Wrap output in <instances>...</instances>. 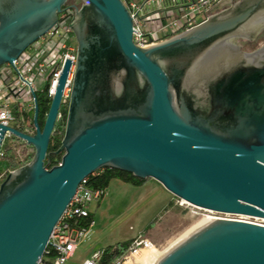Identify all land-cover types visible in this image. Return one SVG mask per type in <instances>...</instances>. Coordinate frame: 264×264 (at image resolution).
Here are the masks:
<instances>
[{
    "label": "water",
    "instance_id": "1",
    "mask_svg": "<svg viewBox=\"0 0 264 264\" xmlns=\"http://www.w3.org/2000/svg\"><path fill=\"white\" fill-rule=\"evenodd\" d=\"M70 0H0V64L45 33ZM68 26L76 61L60 159L43 163L70 64L64 61L32 133L33 146L0 181V264H37L77 185L113 167L154 178L175 197L226 214L264 216V0H220L201 22L139 47L121 0H80ZM154 264H264V224L217 216Z\"/></svg>",
    "mask_w": 264,
    "mask_h": 264
},
{
    "label": "built area",
    "instance_id": "2",
    "mask_svg": "<svg viewBox=\"0 0 264 264\" xmlns=\"http://www.w3.org/2000/svg\"><path fill=\"white\" fill-rule=\"evenodd\" d=\"M220 0H121L131 19V40L139 47L154 45L169 36L182 32L189 27L205 20L211 6ZM157 3L155 6L151 4ZM61 12L45 33L40 34L33 42H30L11 63L0 64V123L12 127L14 116L9 112V107L20 108L24 114L33 107L35 94V81H41L40 90L46 97L51 98L55 91L58 76L61 75L64 61L71 60L67 75L64 80L60 95L59 105H65L71 88V80L76 61V42L68 26L74 5L67 1ZM73 38V39H71ZM74 40V41H73ZM21 106H20V104ZM57 117L60 115L59 110ZM27 120L21 121L24 124ZM5 135L9 136L8 131ZM4 135V136H5ZM2 143V142H1ZM12 151L16 145H10ZM2 147L0 144V154ZM4 170H0V181ZM85 178L77 185L74 195L70 198L66 209H63L52 231L50 232L43 255L37 264H67L73 255L76 246L79 245L89 226L94 220L88 218L83 224V218L88 216L87 204L95 202L103 195V187H91L86 184ZM179 205H189L180 197H176ZM191 205V204H190ZM219 212V211H218ZM239 215V220L252 221V223L264 224V216ZM221 216V215H217ZM212 216V217H217ZM225 217V216H224ZM145 237L137 235L131 239L124 253L111 264H119L130 257L131 254L144 247H150ZM102 253V248L91 252L80 264H96Z\"/></svg>",
    "mask_w": 264,
    "mask_h": 264
},
{
    "label": "rangeland",
    "instance_id": "3",
    "mask_svg": "<svg viewBox=\"0 0 264 264\" xmlns=\"http://www.w3.org/2000/svg\"><path fill=\"white\" fill-rule=\"evenodd\" d=\"M138 1L139 0H136V2ZM156 4L157 3L154 2V4L150 6H155ZM259 38L263 39L264 34L259 36ZM262 42L263 41H260L259 44ZM40 85L41 81L37 79L34 86L36 89L35 94L36 96L45 98V103L48 106L50 98L46 97L45 92L40 90ZM8 109L12 116H14L13 122H10L11 125L13 124L14 126L24 120L25 116L20 108L15 109L13 106H10ZM58 109L65 110L66 104L59 105ZM30 110L31 109H28L26 112L30 113ZM15 139L16 137H14V135H5L2 139L1 147L5 143L13 145L14 143L12 141ZM14 145H16L17 150L13 152L15 161H17L19 165L27 163L28 160L25 161L24 158L31 150L30 144H26L24 150L21 149L20 145ZM149 178L151 180L147 186L151 185V183H155L159 186L161 192H149L148 194L147 192L144 193L141 188H135L132 193V191H126L125 189L119 190L109 183L105 189L106 194L103 196L100 203L95 205L94 202H89L87 204L89 211L93 213L94 222L92 226L87 228L85 232V234H87L83 236V240L76 246L67 264H80L91 252L98 248H103L102 246L105 244L111 245L116 240L121 242L129 237H135L137 235L145 237V233H148L145 239L152 243L159 253H165V251L172 245L175 246L185 235L187 236L196 227L201 226L204 223L203 221L209 220V217L217 215L225 216V218L239 216L235 213L226 214L225 212H214L211 209L199 208L198 206L190 204L179 205L175 203L176 197L173 196L169 190L161 186L154 178ZM167 195H171L173 198V206H166V198L164 196ZM165 206L167 209H171L172 213L164 214ZM153 220L154 222L149 232L148 226H150ZM134 264L141 263L138 262Z\"/></svg>",
    "mask_w": 264,
    "mask_h": 264
},
{
    "label": "trees",
    "instance_id": "4",
    "mask_svg": "<svg viewBox=\"0 0 264 264\" xmlns=\"http://www.w3.org/2000/svg\"><path fill=\"white\" fill-rule=\"evenodd\" d=\"M260 41H263V39L259 38L255 41H250L247 43L245 42L244 44L245 50H250L254 48L255 46H257L258 42ZM35 97H36V102H38L37 103V106H38L37 115L38 116H37L36 121L38 125L41 126L43 123L44 116H45L44 113L48 106L45 103V98H43L42 96L39 97L36 95ZM65 111L66 109L59 110L60 115L56 118L54 125L52 127V131L50 133L49 139H48L49 143H47V147H46V152H45L46 156H44L43 158V163L48 168L53 166L60 159L61 151L55 152V149L61 142L60 139L62 137V133L64 129L63 128L64 120H65V115H66ZM24 116H25L24 120H27V121L24 124L19 122L18 124L14 125V127L19 129L22 133H32L33 130H35L33 126V121H32V116H33L32 109L30 110V113L25 112ZM14 137H16V139L13 140L12 142L14 144L20 145L21 149L24 150L27 143L17 138V136L15 135ZM30 147H31V150L26 154V157L24 158L25 161L29 160L33 154V146L31 144H30ZM13 152L14 151L11 150L10 145L8 143H5L2 146V152L0 154V170H4L3 177L5 176L7 171H10L11 169H14V167L19 165V163H17V161H15L13 157ZM111 178H116L120 180L122 179V181L129 182L132 185L140 184L142 182L144 183L146 180L149 179V177L144 179L142 177L133 176L128 171L117 170L116 168H113V167H107V168L100 167L96 169L93 173L87 174L85 176V180H86L85 182L91 187L98 186V187H103L105 189L108 185V181L111 180ZM88 218H92L91 211L88 213L87 217L81 220L82 222H80L79 224L85 223ZM153 222L154 220L150 223V226L153 224ZM150 226H148V228H150ZM131 239L132 238H128L121 242L116 241L111 245L103 246L102 253L100 254L98 258V262H96V264H111L113 261H115L117 257H120L124 253Z\"/></svg>",
    "mask_w": 264,
    "mask_h": 264
},
{
    "label": "crops",
    "instance_id": "5",
    "mask_svg": "<svg viewBox=\"0 0 264 264\" xmlns=\"http://www.w3.org/2000/svg\"><path fill=\"white\" fill-rule=\"evenodd\" d=\"M150 178L148 179V180H146L144 183L142 182V183H140V184H135V185H132V184H130L129 182H125V181H122V179L120 180V179H116V178H111V180H109L108 181V184L109 183H111L114 187H116L117 189H119V190H122V189H125L126 191H132V193H133V190L135 189V188H141L143 191H144V193H148L149 194V192L150 193H159V192H161L160 190H159V186H157L155 183H151V185H149V186H147L148 185V183L150 182ZM108 186V185H107ZM106 189V188H105ZM104 196V195H103ZM103 196L97 201H95L94 203H95V205L96 204H98V203H100V201L103 199ZM165 198H166V206H168V205H174V204H172V200H173V198L171 197V195H167V196H164ZM166 206L164 207V209H165V213L164 214H167V213H172V211H171V209H167L166 208ZM90 212V211H89ZM91 214H92V219H93V213L91 212ZM163 214V215H164ZM161 217H163V216H161ZM151 229V226H150V228L148 229V231ZM89 231V230H88ZM150 232V231H149ZM89 233V232H88ZM87 234V233H86ZM85 234V235H86ZM84 235V236H85ZM145 235V237H147V235H148V233H145L144 234ZM129 238H134V237H129ZM128 239V238H127ZM83 240V239H82ZM116 241H118V240H116ZM115 241V242H116ZM119 242V241H118ZM107 244H109V243H107ZM106 245V244H105ZM104 245V246H105ZM107 246V245H106ZM103 247V246H102Z\"/></svg>",
    "mask_w": 264,
    "mask_h": 264
},
{
    "label": "bare ground",
    "instance_id": "6",
    "mask_svg": "<svg viewBox=\"0 0 264 264\" xmlns=\"http://www.w3.org/2000/svg\"><path fill=\"white\" fill-rule=\"evenodd\" d=\"M211 218H216V217H209L208 219H211ZM203 222H206V221H203ZM163 254L164 253H159L154 248V246L151 245L150 247H147V248L144 247V248L138 249V251L131 254L130 257H126L125 260L122 261L121 264H134L138 262L141 264H154L155 261L159 259Z\"/></svg>",
    "mask_w": 264,
    "mask_h": 264
},
{
    "label": "flooded vegetation",
    "instance_id": "7",
    "mask_svg": "<svg viewBox=\"0 0 264 264\" xmlns=\"http://www.w3.org/2000/svg\"><path fill=\"white\" fill-rule=\"evenodd\" d=\"M70 2V4H73V5H78V4H80L81 3V1L80 0H70L69 1ZM264 34V29H263V31H262V33L260 34V36L261 35H263ZM264 39V38H263ZM264 41V40H263ZM246 42V41H245ZM245 42H243V48H244V44H245ZM247 43V42H246ZM263 43V42H262ZM258 44H259V42H258ZM257 44V45H258ZM256 47V46H255Z\"/></svg>",
    "mask_w": 264,
    "mask_h": 264
}]
</instances>
